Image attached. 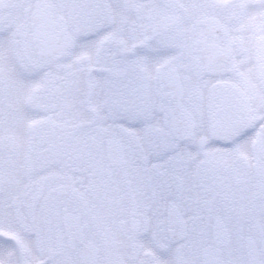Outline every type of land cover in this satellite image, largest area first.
I'll return each instance as SVG.
<instances>
[{"label": "snow or ice", "instance_id": "snow-or-ice-1", "mask_svg": "<svg viewBox=\"0 0 264 264\" xmlns=\"http://www.w3.org/2000/svg\"><path fill=\"white\" fill-rule=\"evenodd\" d=\"M0 264H264V0H0Z\"/></svg>", "mask_w": 264, "mask_h": 264}]
</instances>
